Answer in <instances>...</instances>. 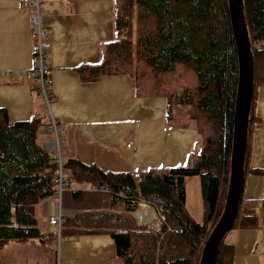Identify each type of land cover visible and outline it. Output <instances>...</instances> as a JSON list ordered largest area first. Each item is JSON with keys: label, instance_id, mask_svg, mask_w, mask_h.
I'll return each mask as SVG.
<instances>
[{"label": "trees", "instance_id": "trees-1", "mask_svg": "<svg viewBox=\"0 0 264 264\" xmlns=\"http://www.w3.org/2000/svg\"><path fill=\"white\" fill-rule=\"evenodd\" d=\"M114 7V40L98 63L75 71L83 83L130 76L138 97L167 100L168 121L175 120V107L188 108L198 150L190 152L184 166L128 173L69 159L63 208L77 214L65 220L62 236L108 235L123 264H201L209 238L224 218L230 189L239 58L228 0H114ZM244 19L254 63L248 169L251 136L261 127L256 106L257 91L264 87V49L256 44L264 43V0H244ZM34 92L40 96V88ZM43 126V118L12 122L0 107V251L11 242L44 236L36 206L56 196L57 165L55 154L39 142ZM191 177L201 179L202 222L186 209V180ZM141 202L155 209L160 232L137 224L132 213ZM117 208V215L108 211ZM257 227L256 217L240 219L237 214L234 228ZM233 260L234 248L223 240L214 264Z\"/></svg>", "mask_w": 264, "mask_h": 264}, {"label": "crops", "instance_id": "crops-1", "mask_svg": "<svg viewBox=\"0 0 264 264\" xmlns=\"http://www.w3.org/2000/svg\"><path fill=\"white\" fill-rule=\"evenodd\" d=\"M25 2L0 0V107L7 109L12 122L43 118L48 128V111L34 92L39 77L35 58L38 38L32 25L33 11ZM114 10V0H40V20L51 44L47 49L52 81L49 92L54 98L52 114L61 128L59 155L65 162L76 159L117 173L184 166L197 147L196 131L194 125H181L178 117L167 120L165 98L138 97L130 76L83 83L75 71L78 66L98 63L104 47L114 40ZM256 47L264 49V43ZM257 93L256 115L261 127L251 136L238 216L256 217L258 227L233 228L224 238L234 248L233 264H264V175L248 172L264 171V87ZM49 136L43 132L39 141L46 150L45 138ZM119 208L108 211L117 215ZM145 208L135 212L136 217L141 215L138 225L160 232L159 217L149 220L155 219V214L143 216ZM186 209L197 222L204 220L200 177L186 180ZM58 211L53 199L37 205L39 228L51 236L9 243L0 251L1 263L123 264L108 235L61 236L55 250L46 245L49 242L44 241L58 239L49 223Z\"/></svg>", "mask_w": 264, "mask_h": 264}, {"label": "water", "instance_id": "water-1", "mask_svg": "<svg viewBox=\"0 0 264 264\" xmlns=\"http://www.w3.org/2000/svg\"><path fill=\"white\" fill-rule=\"evenodd\" d=\"M229 13L239 58V84L235 107L229 197L224 218L206 246L201 264H214L218 248L234 228L243 190V169L248 139V122L254 90V63L249 30L244 19V0H228ZM146 205L142 203V206Z\"/></svg>", "mask_w": 264, "mask_h": 264}, {"label": "built area", "instance_id": "built-area-1", "mask_svg": "<svg viewBox=\"0 0 264 264\" xmlns=\"http://www.w3.org/2000/svg\"><path fill=\"white\" fill-rule=\"evenodd\" d=\"M25 6L26 8L33 11L32 25L35 35L38 38V45L35 49V58L37 63L36 72L39 75L38 82L40 83V96L44 100L46 110L49 114V130L55 134V139H51V141L48 142L47 149L51 150V152H53L56 157L57 173L54 179V183L57 188V194L52 199L54 204L58 207L59 211L57 214H54L52 217H50L49 223L53 228L56 229V234L60 241L62 236V228L65 220L67 218L73 217L76 213L63 209L64 193L69 189V173L65 168V163L62 157L59 155V135L61 131L60 123L52 114L54 98L53 94L49 92V88L51 87L52 81L51 69L49 68L47 62V49L51 47V44L48 42L47 33L45 32V29L40 20V0H26ZM142 203L146 204V208L143 209V216H147L148 212H154V214L156 213L155 209L145 202L139 203L135 212L142 207ZM135 212H133L134 215ZM149 220H153V218H150ZM144 223L147 224L146 222ZM58 264H61L60 261Z\"/></svg>", "mask_w": 264, "mask_h": 264}, {"label": "rangeland", "instance_id": "rangeland-1", "mask_svg": "<svg viewBox=\"0 0 264 264\" xmlns=\"http://www.w3.org/2000/svg\"><path fill=\"white\" fill-rule=\"evenodd\" d=\"M38 74V73H37ZM36 86L38 87V88H40V83L37 81V83H36ZM187 112H188V108H186V107H183V106H181V107H179V106H177V108L175 107V111H174V117L176 118V117H178L179 118V123L181 124V125H186V126H191V125H193V123L188 119V117H187ZM43 132H45L46 134L47 133H50V136L49 137H47V138H45V139H48V141L46 142V143H48L49 141H51V139H55V134L53 133V132H51L50 130H49V126H48V128H47V126L45 125V126H43L41 129H40V134H39V141L40 142H42V135H43ZM196 149L198 150V148L196 147ZM49 150V149H48ZM50 152H51V150H49ZM64 163H65V161H64ZM156 213H155V219H153L152 221H155L157 218H156ZM133 216H135V215H133ZM135 218V220H138L139 221V218H137L136 216L134 217ZM151 222V221H150ZM139 223H140V221H139ZM138 224V223H137ZM147 226H149V225H147ZM219 225H217V227H218ZM216 227V226H215ZM216 227V228H217ZM215 228V229H216ZM215 232V231H214ZM42 233L44 234V238L45 237H50L51 236V234L49 233V232H46V233H44L43 231H42ZM213 235V234H212ZM212 235H211V237H212ZM228 235V234H227ZM211 237L209 238V242H210V240H211ZM226 238H227V236H226ZM226 240V239H225ZM44 242H49L48 244H46V245H48L49 247H52L53 248V250H55V247L56 246H58V243H59V238L57 239V238H54V241H51L50 242V240H46V241H44Z\"/></svg>", "mask_w": 264, "mask_h": 264}, {"label": "bare ground", "instance_id": "bare-ground-1", "mask_svg": "<svg viewBox=\"0 0 264 264\" xmlns=\"http://www.w3.org/2000/svg\"><path fill=\"white\" fill-rule=\"evenodd\" d=\"M143 207H146V205H143ZM141 215H137L138 218H140ZM146 218H149V217H146Z\"/></svg>", "mask_w": 264, "mask_h": 264}]
</instances>
